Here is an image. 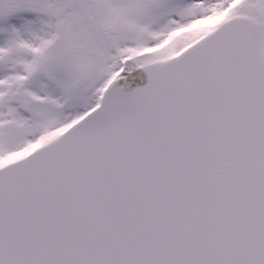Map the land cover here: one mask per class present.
I'll use <instances>...</instances> for the list:
<instances>
[{"label":"snow or ice","instance_id":"obj_1","mask_svg":"<svg viewBox=\"0 0 264 264\" xmlns=\"http://www.w3.org/2000/svg\"><path fill=\"white\" fill-rule=\"evenodd\" d=\"M0 264H264V0H0Z\"/></svg>","mask_w":264,"mask_h":264}]
</instances>
